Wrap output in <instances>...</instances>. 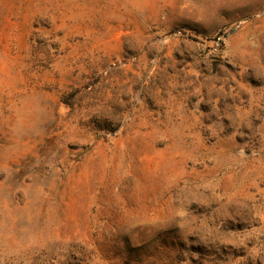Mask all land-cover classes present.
I'll list each match as a JSON object with an SVG mask.
<instances>
[{
  "label": "rangeland",
  "instance_id": "1",
  "mask_svg": "<svg viewBox=\"0 0 264 264\" xmlns=\"http://www.w3.org/2000/svg\"><path fill=\"white\" fill-rule=\"evenodd\" d=\"M0 264H264V0H0Z\"/></svg>",
  "mask_w": 264,
  "mask_h": 264
}]
</instances>
